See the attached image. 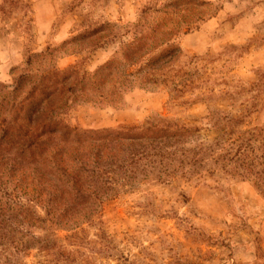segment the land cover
<instances>
[{
  "label": "rangeland",
  "instance_id": "obj_1",
  "mask_svg": "<svg viewBox=\"0 0 264 264\" xmlns=\"http://www.w3.org/2000/svg\"><path fill=\"white\" fill-rule=\"evenodd\" d=\"M46 86L55 93L33 121L94 131L163 120L212 141L210 118L229 116L264 149V0H0V123L22 119ZM253 182L118 179L77 228L34 230L58 251L34 247L13 264H264Z\"/></svg>",
  "mask_w": 264,
  "mask_h": 264
},
{
  "label": "trees",
  "instance_id": "obj_2",
  "mask_svg": "<svg viewBox=\"0 0 264 264\" xmlns=\"http://www.w3.org/2000/svg\"><path fill=\"white\" fill-rule=\"evenodd\" d=\"M64 79L58 81L59 96L66 91L59 87ZM45 93L55 92L43 87L37 101L29 93L21 104L22 119L0 123V264H13L34 247L58 251L34 230L47 220L77 228L111 196L118 179L151 174L164 183L223 172L254 176L253 185L264 196L263 145L255 147L258 130L244 129L240 119L211 117L210 127L218 132L212 141L200 138L198 129L163 120L92 131L46 116L31 120ZM41 111L44 115L45 108Z\"/></svg>",
  "mask_w": 264,
  "mask_h": 264
}]
</instances>
